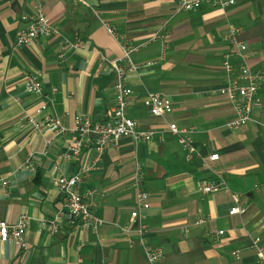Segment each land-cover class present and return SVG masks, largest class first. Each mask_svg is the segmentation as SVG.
Segmentation results:
<instances>
[{
	"label": "crops",
	"instance_id": "crops-1",
	"mask_svg": "<svg viewBox=\"0 0 264 264\" xmlns=\"http://www.w3.org/2000/svg\"><path fill=\"white\" fill-rule=\"evenodd\" d=\"M236 1L228 10L202 6L179 12L176 0H44L50 22L86 44L59 64L57 38L16 45L34 10L31 0H0V221L29 218L27 249L0 242V264H149L138 236L115 226L127 225L135 208L138 161L150 195L147 243L165 253L158 264H259L252 242L259 237L264 243V87L253 120L235 130L227 126L234 108L220 89L224 56L233 51L227 39L232 25L241 29L249 67L264 72V0ZM107 25L140 47L132 59L144 67L127 79L133 90L128 115L139 130L155 135L140 143L125 137L118 148L107 149L83 185V192L98 193L91 211L105 224L97 235L67 220L52 234L48 221L64 209L56 180L73 176L92 158L91 148L77 159L63 157L76 117L101 121L115 105V76L100 59H118L122 50ZM161 28L164 47L160 40L150 42ZM31 74L43 83L41 96L26 90ZM148 92L170 101L173 112L150 116L143 106ZM45 104L48 109L38 113ZM26 115L58 118L69 132L38 133L23 125ZM171 124L192 131L191 158ZM213 154L220 155L218 161L209 160ZM29 160L34 171L23 168ZM220 180L228 189L200 192L201 184ZM233 195L247 207L245 214H229ZM200 218L205 223L197 226ZM219 231L224 236L217 242ZM236 251L239 259L233 257Z\"/></svg>",
	"mask_w": 264,
	"mask_h": 264
},
{
	"label": "built area",
	"instance_id": "built-area-1",
	"mask_svg": "<svg viewBox=\"0 0 264 264\" xmlns=\"http://www.w3.org/2000/svg\"><path fill=\"white\" fill-rule=\"evenodd\" d=\"M43 1L31 0L34 10L29 17L25 18L26 28L18 31L16 45L20 48H27L37 39L57 38L59 45L57 61L59 64H64L68 59L69 53L83 51L86 48V44L78 36L71 38L65 35L59 27L51 23L44 11ZM176 1L179 12L195 11L202 6L228 10L237 3L236 0ZM74 2L87 4V0H74ZM106 27L113 38L117 40L122 50V56L118 59H110L105 55H101L100 59L103 65L109 66L113 70L115 76V105L107 113L106 118L101 121H94L82 116L76 117V127L72 132L74 138L69 141L63 157L66 160L77 159L87 149L91 148L92 158L88 165H85L73 176L66 177L61 175L56 180V186L63 198L64 209L59 210L55 217L48 221V229L52 234L58 233L62 221L67 220L70 223L79 224L83 228H90L92 233L97 235L100 228L105 224L103 220L96 218L91 211L92 207H94V199L98 193L91 188L83 192V185L92 172L99 169L107 149L118 148L125 137H131L136 143H140L141 141L152 140L155 135L153 132L139 130L137 122L128 115L133 90L128 86L127 79L130 74L138 73L144 67L137 65L132 59V54L140 47L132 45L128 40L122 38L114 27L108 25ZM163 31L164 28H161L150 39V42L160 40L164 47ZM240 34L241 29L239 27L234 25L230 27L227 39L232 45L233 51L224 56L223 71L226 80L220 89V93L229 98L234 108V116L227 124L230 129L234 130L247 125L253 120V112L260 104L258 93L264 87V72L254 71L247 64L248 48L246 43L240 39ZM235 60L239 61L238 65L234 62ZM24 82L27 92L36 96L43 94V83L36 75H27ZM143 106L152 117H164L173 112L171 102L159 93L148 92L143 99ZM47 109L48 105L45 104L38 109V113H43ZM23 125L45 135H65L69 132L58 118H46L44 121H40L34 115H26L23 119ZM169 129L178 138L181 146L187 150L188 157L194 156L196 149L191 136L192 131L181 129L176 124H171ZM49 144L50 141L47 142V145ZM219 158V154H213L209 157V160L218 161ZM23 168L34 171L30 160ZM134 189L135 208L131 212L130 222L124 226H115L124 234H136L148 263L158 264L164 259L165 253L162 247L150 246L147 243L149 227L146 223V212L150 207V195L145 187L143 164L139 161L136 164L134 173ZM223 189H228V186L223 180H220L201 184L199 190L205 195H211ZM233 200L234 205L231 207L229 214H245L247 207L243 206L240 197L233 195ZM204 223L205 219L203 218L196 221L197 226ZM28 225L29 218L26 215L22 216L15 224H11L8 221H0V242L2 244H14L18 249H27L28 243L25 236ZM214 236L218 242L224 236V231H219ZM252 248L256 252L258 263L264 264V243L259 237L253 238ZM233 257L239 259L240 252H233Z\"/></svg>",
	"mask_w": 264,
	"mask_h": 264
}]
</instances>
